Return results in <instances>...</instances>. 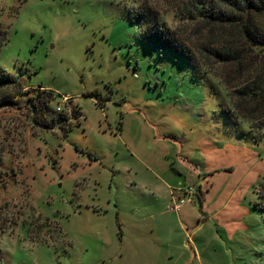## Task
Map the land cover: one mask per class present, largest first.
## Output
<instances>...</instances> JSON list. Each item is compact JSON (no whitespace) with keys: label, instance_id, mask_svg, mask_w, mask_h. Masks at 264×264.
<instances>
[{"label":"rangeland","instance_id":"1","mask_svg":"<svg viewBox=\"0 0 264 264\" xmlns=\"http://www.w3.org/2000/svg\"><path fill=\"white\" fill-rule=\"evenodd\" d=\"M190 1L0 0V264H264V97L235 93L264 53L200 76L147 37L212 44Z\"/></svg>","mask_w":264,"mask_h":264},{"label":"trees","instance_id":"2","mask_svg":"<svg viewBox=\"0 0 264 264\" xmlns=\"http://www.w3.org/2000/svg\"><path fill=\"white\" fill-rule=\"evenodd\" d=\"M186 9L191 17L187 26L193 31H200L212 44L196 51L180 37L175 28L164 24L159 19H153L149 30L145 32L150 40L182 56L197 69L200 76H204L199 71L201 66L208 67L212 60L226 63L233 61L237 64V70L240 71L246 51L255 48V50H263L264 53V33L256 20L257 15L264 14V0H191ZM196 15L201 18L198 22H195ZM256 82V86L252 89L245 85L242 89L235 90L237 96L241 97V101L245 97L249 99L264 97V91H259L263 87L262 79L258 78ZM258 82L262 83L258 85ZM226 86L230 85L226 84ZM45 92L48 99L54 95L51 89ZM226 92V95L232 97L231 105L229 104L227 111L224 109L228 115L237 123L252 124L251 118L240 119L242 114L238 109L239 103L236 104L233 99L234 91L226 90ZM202 196L203 193L198 191V197L201 200Z\"/></svg>","mask_w":264,"mask_h":264},{"label":"built area","instance_id":"3","mask_svg":"<svg viewBox=\"0 0 264 264\" xmlns=\"http://www.w3.org/2000/svg\"><path fill=\"white\" fill-rule=\"evenodd\" d=\"M60 109V107H58ZM196 193V189L193 185L178 186L171 191L174 204L170 206L172 210H179L183 203L191 202Z\"/></svg>","mask_w":264,"mask_h":264},{"label":"crops","instance_id":"4","mask_svg":"<svg viewBox=\"0 0 264 264\" xmlns=\"http://www.w3.org/2000/svg\"><path fill=\"white\" fill-rule=\"evenodd\" d=\"M0 99H1V98H0ZM1 102H2V101H1ZM176 171L179 172V173H181L179 169H177ZM199 192H201V191H199Z\"/></svg>","mask_w":264,"mask_h":264}]
</instances>
